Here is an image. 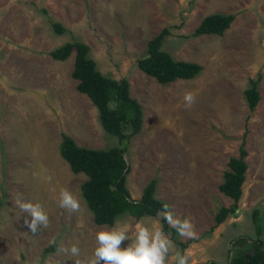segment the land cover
Returning <instances> with one entry per match:
<instances>
[{
    "label": "rangeland",
    "instance_id": "obj_1",
    "mask_svg": "<svg viewBox=\"0 0 264 264\" xmlns=\"http://www.w3.org/2000/svg\"><path fill=\"white\" fill-rule=\"evenodd\" d=\"M213 14L236 20L221 37H195ZM52 23L67 32L56 34ZM165 28L171 35L162 50L202 66L195 79L162 85L139 70L149 42ZM72 42L90 47L103 75L127 79L142 106V130L124 144L132 199L140 200L157 179L156 197L193 224L191 238L170 232L172 240L188 244L189 264L227 263L234 239L257 237L255 210L264 228V0H0V264H87L96 231L108 227L95 224L83 198L88 177L74 174L60 151L64 134L87 149L119 144L77 89L76 52L63 62L51 57ZM253 81L261 95L254 111L246 97ZM243 144L249 168L238 210L215 227L220 209L235 204L219 188ZM62 187L78 198L77 211L58 206ZM17 194L43 205L46 228L27 229L26 214L14 204ZM72 244L78 256L61 251Z\"/></svg>",
    "mask_w": 264,
    "mask_h": 264
},
{
    "label": "trees",
    "instance_id": "obj_2",
    "mask_svg": "<svg viewBox=\"0 0 264 264\" xmlns=\"http://www.w3.org/2000/svg\"><path fill=\"white\" fill-rule=\"evenodd\" d=\"M236 20V15L213 14L202 20L194 32L195 37L204 35L223 36ZM54 32L64 35L67 29L59 23H52ZM171 35L170 28L163 31L148 44L147 56L138 60V68L160 84L167 85L178 80H193L203 70L196 63L175 60L162 50L164 40ZM76 52L73 79L78 81L77 89L86 95L99 110L100 121L104 130L116 137L119 144L108 150H93L79 147L68 135H63L60 151L63 159L70 165L74 174H85L88 179L82 185L83 198L94 215L98 226H111L119 215H129L136 220L141 216H156V212L166 204L156 197L158 180L151 181L143 191L140 200H134L127 188V176L130 165L126 158L125 142L139 134L143 127V109L141 104L131 97L130 83L127 79L115 80L103 75L96 62L90 57V47L84 43L72 42L57 48L51 53L55 61H66ZM259 81H253L252 88L246 91L247 101L252 111L258 106L261 95ZM114 104V106H112ZM131 132L128 133V130ZM248 152L243 144L240 156L231 158L229 171L225 173L220 191L235 204L223 207L215 217L216 225L223 224L238 210L237 203L243 195V185L249 168L246 159ZM253 222L256 238L241 236L231 242L227 263L210 261L207 264H264V228L259 211H254ZM166 232H173L161 219ZM181 252L188 248L187 243L178 242ZM57 249L53 244L46 252Z\"/></svg>",
    "mask_w": 264,
    "mask_h": 264
},
{
    "label": "clouds",
    "instance_id": "obj_3",
    "mask_svg": "<svg viewBox=\"0 0 264 264\" xmlns=\"http://www.w3.org/2000/svg\"><path fill=\"white\" fill-rule=\"evenodd\" d=\"M184 99L190 105L193 95L187 93ZM14 204L22 214H26L23 223L31 233H37L38 227L42 229L48 226L49 215L41 203L25 200L17 194ZM58 206L75 212L80 202L71 190L62 187L58 193ZM160 218L179 237L191 238L195 234L191 220L181 218L168 204H164L155 217L141 216L134 223L126 214L119 215L113 219L111 226L96 231L95 247L87 264H189L187 251L176 249ZM61 251L78 256L80 249L72 244ZM74 264L82 262L77 259Z\"/></svg>",
    "mask_w": 264,
    "mask_h": 264
}]
</instances>
